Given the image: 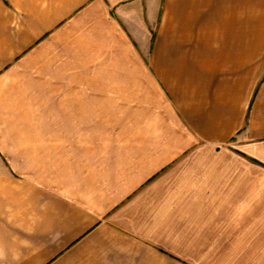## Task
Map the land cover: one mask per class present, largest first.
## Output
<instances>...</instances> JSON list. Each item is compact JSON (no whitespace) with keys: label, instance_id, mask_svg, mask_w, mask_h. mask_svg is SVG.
I'll return each instance as SVG.
<instances>
[{"label":"crops","instance_id":"0c3cea01","mask_svg":"<svg viewBox=\"0 0 264 264\" xmlns=\"http://www.w3.org/2000/svg\"><path fill=\"white\" fill-rule=\"evenodd\" d=\"M0 264H264V0H0Z\"/></svg>","mask_w":264,"mask_h":264}]
</instances>
